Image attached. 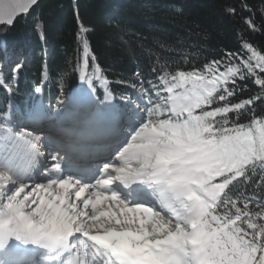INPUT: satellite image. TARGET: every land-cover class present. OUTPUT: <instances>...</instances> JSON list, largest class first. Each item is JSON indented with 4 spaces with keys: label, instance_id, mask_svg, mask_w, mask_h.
Returning a JSON list of instances; mask_svg holds the SVG:
<instances>
[{
    "label": "snow or ice",
    "instance_id": "obj_1",
    "mask_svg": "<svg viewBox=\"0 0 264 264\" xmlns=\"http://www.w3.org/2000/svg\"><path fill=\"white\" fill-rule=\"evenodd\" d=\"M36 3L0 0V25ZM224 12L244 25L241 51L190 70L157 57L154 79L138 69L102 164H74L81 141L49 148L0 114V264H264V49L244 37L264 30V0ZM86 31L79 78L111 100L95 56L87 71ZM248 79L259 92L237 100Z\"/></svg>",
    "mask_w": 264,
    "mask_h": 264
},
{
    "label": "trees",
    "instance_id": "obj_2",
    "mask_svg": "<svg viewBox=\"0 0 264 264\" xmlns=\"http://www.w3.org/2000/svg\"><path fill=\"white\" fill-rule=\"evenodd\" d=\"M247 2L260 6V0ZM226 3L239 8V0L40 1L13 26H0V69L11 85L10 91L8 84L0 87V114L15 110L14 106L30 109L39 101L50 106L52 100L67 101L79 91L83 83L79 65L85 59L80 23L89 43L87 71H92L95 56L112 98L120 105L132 96L137 70L152 76L157 57L161 63L168 61L172 70H190L219 59L225 51L239 52L238 29L244 25L239 16L225 15ZM244 37L264 49V30L245 31ZM17 63L22 66L13 74ZM242 84L247 89L237 100L259 92L252 79ZM83 89L100 102L105 97V87L98 82L92 88L83 83ZM256 114H264V103L257 102Z\"/></svg>",
    "mask_w": 264,
    "mask_h": 264
},
{
    "label": "bare ground",
    "instance_id": "obj_3",
    "mask_svg": "<svg viewBox=\"0 0 264 264\" xmlns=\"http://www.w3.org/2000/svg\"><path fill=\"white\" fill-rule=\"evenodd\" d=\"M79 96H81V94ZM98 108L96 110H98ZM94 117H96V115ZM86 119V123L81 126L78 125V121L75 122L73 120L69 124L73 127H69L68 129L67 125L65 126L66 130L62 129V127L60 126L61 122H59V120L55 118L51 119L48 123L40 118H34L26 122H18L16 125L18 129L20 128L19 126H21L26 128L27 130L40 131L35 134L42 136L49 148L52 145V141L50 142V133L56 135L57 138H60L61 136L63 143L69 140L81 141L80 149L73 154V161L78 162L79 160H82L83 162H85V164H101L103 159L98 158L96 152L100 151V147L105 142H109L111 140L114 130H116L118 126L124 122V120L122 121V118L119 117H111L109 119L103 120H93L88 117ZM90 145H95V148L89 147Z\"/></svg>",
    "mask_w": 264,
    "mask_h": 264
},
{
    "label": "rangeland",
    "instance_id": "obj_4",
    "mask_svg": "<svg viewBox=\"0 0 264 264\" xmlns=\"http://www.w3.org/2000/svg\"><path fill=\"white\" fill-rule=\"evenodd\" d=\"M83 86V84H82ZM131 95L130 97H132L133 99H135V96H136V93L134 92L132 86H131ZM81 95L83 94H87L89 97H91V93L90 92H87L83 89V87H81ZM35 106H32L29 108H23L21 106H14L15 107V110L12 109L11 112L9 113H12L13 116H14V123L17 124L18 122L19 123H22V122H26L28 120H31V119H36V118H40L42 119L43 121L45 122H49L51 119L55 118V119H58L59 122H61V127L63 130H66L65 126L68 125V129H69V125L70 122H72L73 120L76 122L78 121V125H84L86 122L85 120H87L84 117H79V116H76L68 119L67 120V115L68 113H64L63 115L61 114L60 115V110L64 109L67 110L68 109V104H69V100H65V101H61V100H52V104L50 106H44V103L43 101H39L37 104L34 103ZM100 108V114H98V110H96L97 108ZM112 107V108H111ZM93 108V109H92ZM98 108V109H99ZM88 112H86V115H88L87 117L90 118V119H93V120H97V119H109L111 117H119V118H122V121L126 120V116H127V109H126V102H122V105H120L116 100H106L104 99V102L101 103H94L92 105V107L88 108ZM76 111L74 110V108H71L70 109V113H72ZM40 113H42V115H39ZM84 112H79V114H83ZM73 115V114H70V116ZM96 115V117H94ZM69 116V117H70ZM99 122V121H98ZM97 122V123H98ZM21 127V126H19ZM67 129V130H68ZM61 130V129H60ZM56 142V141H54ZM55 145V143H54ZM57 145V144H56ZM74 164H85V162H83L82 160H79L78 162L76 161H73ZM103 163V161L101 162V164Z\"/></svg>",
    "mask_w": 264,
    "mask_h": 264
},
{
    "label": "water",
    "instance_id": "obj_5",
    "mask_svg": "<svg viewBox=\"0 0 264 264\" xmlns=\"http://www.w3.org/2000/svg\"><path fill=\"white\" fill-rule=\"evenodd\" d=\"M40 1H43V0H37V3L40 2ZM37 3H36L35 5H37ZM35 5H33V6L29 9V11H28L27 13H21V14H19V15L15 18L14 23L16 22L17 18H19V17H21V16H23V15L28 14V13L31 11V9H32ZM13 25H14V24H13ZM13 25H11V26H13ZM0 26H8V25H0Z\"/></svg>",
    "mask_w": 264,
    "mask_h": 264
}]
</instances>
